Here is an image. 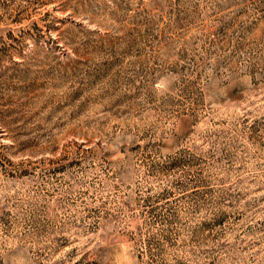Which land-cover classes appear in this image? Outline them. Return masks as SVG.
I'll use <instances>...</instances> for the list:
<instances>
[{
	"label": "rangeland",
	"instance_id": "rangeland-1",
	"mask_svg": "<svg viewBox=\"0 0 264 264\" xmlns=\"http://www.w3.org/2000/svg\"><path fill=\"white\" fill-rule=\"evenodd\" d=\"M0 264H264V0H0Z\"/></svg>",
	"mask_w": 264,
	"mask_h": 264
}]
</instances>
